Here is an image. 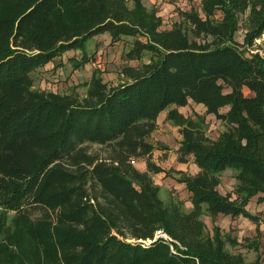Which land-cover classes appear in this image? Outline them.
<instances>
[{
    "label": "trees",
    "instance_id": "obj_1",
    "mask_svg": "<svg viewBox=\"0 0 264 264\" xmlns=\"http://www.w3.org/2000/svg\"><path fill=\"white\" fill-rule=\"evenodd\" d=\"M129 2L0 0V264H264L229 251L237 241L202 218L244 216L261 232L248 205L264 202V58L248 47L264 34V0H199L169 29L156 8ZM105 33L133 38L127 58L141 63L123 68L126 81L96 69L82 99L35 87L33 73ZM190 101L225 124L216 139L204 116L179 111ZM163 111L197 174L154 161L168 149L150 141ZM143 158L146 170L132 162ZM227 169L237 183L224 193ZM161 172L186 184L190 210L163 199ZM160 229L172 239L140 241Z\"/></svg>",
    "mask_w": 264,
    "mask_h": 264
},
{
    "label": "rangeland",
    "instance_id": "obj_2",
    "mask_svg": "<svg viewBox=\"0 0 264 264\" xmlns=\"http://www.w3.org/2000/svg\"><path fill=\"white\" fill-rule=\"evenodd\" d=\"M129 1V5L133 6V0ZM144 3L148 8H156L158 10L159 14L164 19L163 28L167 29L172 28L174 23L181 22L184 19L182 15L184 11H189L193 6L199 7V0H194L192 2L188 0H144ZM237 39L240 42H243L244 35L241 33L238 34ZM132 43L133 38L131 37H125L119 42L112 43L109 33L94 36L87 43L86 51L82 49L68 50L61 58H57L54 63H50L47 67H43L33 73L35 87L64 94H76L82 99L87 95V84L90 82L92 74L96 69L101 71L104 81L108 84L113 85L126 81L123 74V68L126 65L137 67L141 63L139 60H129L127 58V52L131 48ZM85 52L90 55L92 59L91 62L85 67L75 69L73 64L74 61L71 60V57L81 59ZM149 59L150 53H147L142 61L147 62ZM245 93L249 95L247 90ZM221 111H226V108H223ZM182 113L187 116H194V114L204 116L208 124L207 134L212 139H216L220 133L226 129L225 124L221 120H218L213 114H207L205 108H202L200 105L184 107L182 108ZM180 139H182V135H180L179 131L177 132L176 129L162 128L160 130L159 128V131L151 135L150 141L159 147L161 144H165L162 142L164 140L170 145L168 146L165 144L171 151H168L167 154L164 153L163 156L159 155L158 157L156 156V158L154 157V161L158 165L166 167L165 169L167 170L168 168H174L178 161L177 155L175 154V148L178 143H180ZM89 150L92 152H98L101 155H106L107 153V150L104 147L97 144H91ZM140 162L141 160H137L135 164L139 169L142 164ZM188 168H191L190 163H188ZM156 177L161 180H158L160 183L164 182L165 184L164 180L167 178L165 173L157 175ZM159 182L156 181V183ZM236 183L237 181L234 178V171L232 169H227L223 174L220 190L224 193L233 191ZM175 192L176 189L168 188L167 190L162 191V197L166 202H169L171 198L179 200L180 198L174 195ZM182 201L185 202V199ZM248 209L252 213L260 216V233L257 232L256 223L244 216L233 217L231 215L222 214L225 218L220 220L216 218L218 215L215 218H212L203 213L202 218L208 225L211 233H213V227L218 225L221 227L223 234L230 235V237L237 241L236 245L230 242L227 243V249L229 251L233 253H242L247 261H253L258 255H260L264 262V202L260 203L257 201V197H254L252 202L248 205ZM253 243H257L259 248L255 249L254 246H252Z\"/></svg>",
    "mask_w": 264,
    "mask_h": 264
},
{
    "label": "crops",
    "instance_id": "obj_3",
    "mask_svg": "<svg viewBox=\"0 0 264 264\" xmlns=\"http://www.w3.org/2000/svg\"><path fill=\"white\" fill-rule=\"evenodd\" d=\"M197 106V105H200L202 108H205V110H206V107L204 106V105H202V104H196V103H194V102H189V104L187 105V106H185V108L186 107H189V106ZM182 108H184V107H179L178 109H179V111L180 112H182ZM167 115H168V112L167 111H163L160 115H159V117H158V124H159V127H158V129L154 132V133H156L157 131H159V128H160V130L162 129V128H174V129H176L177 130V132L179 131V134L181 135V133H180V128L178 127V126H174L172 123H170L168 120H167ZM153 133V134H154ZM152 134V135H153ZM181 140V139H180ZM163 143H165V144H167V142L166 141H162ZM168 145V144H167ZM168 146H170V145H168ZM179 147H180V143H178V145H177V147L175 148V154L177 155V158H178V149H179ZM170 149V148H169ZM160 150V149H156L155 151H154V154H153V159H154V157L156 158V156L158 157L159 155H161V156H163V154L165 153V154H167V152L168 151H171V150ZM171 153V152H170ZM169 153V154H170ZM176 158V159H177ZM139 160H141V162L140 163H142L141 164V170H146L147 169V160L145 159V158H143V159H139ZM156 160H158V159H156ZM188 163H190V166H191V168L189 169L188 168ZM162 166V165H161ZM163 168H166V167H164V166H162ZM174 168L175 169H177V170H183V171H185L186 173H188V174H191V175H195V174H197L199 171H200V169H199V167L194 163V160H193V158L191 157L190 158V160H189V162H187V163H182V162H180L179 160L177 161V165L176 166H174ZM168 169H170V168H168ZM190 170V171H189ZM163 173H165V172H163ZM162 172L161 173H158V174H154L155 175V177H154V179L157 181V182H159V181H161V180H159V179H157V175H160V174H163ZM165 175H166V173H165ZM222 179H223V177H222ZM159 180V181H158ZM165 181V184H164V182H159L158 184L159 185H161V187H162V191H165V190H167L168 188L169 189H172V188H174V189H176V192L174 193V195L175 196H177L178 198H180V199H185V206H186V209L187 210H190L192 207H193V204H192V201H191V193L188 191V189H187V187H186V184L185 183H181V182H179V181H177V179H176V177H172V176H167V178L164 180ZM221 187V186H220ZM161 191V192H162ZM217 219H224L225 217H223L222 216V214H219L217 217H216Z\"/></svg>",
    "mask_w": 264,
    "mask_h": 264
},
{
    "label": "built area",
    "instance_id": "obj_4",
    "mask_svg": "<svg viewBox=\"0 0 264 264\" xmlns=\"http://www.w3.org/2000/svg\"><path fill=\"white\" fill-rule=\"evenodd\" d=\"M250 52L253 53H259L261 55V57L264 58V34L261 38L256 39L255 43L248 47ZM134 164L136 163V161H132ZM158 238H164L166 240H171L172 238L163 230L160 229L156 232V236L154 239H148V240H143V242L145 244H150L152 243L154 240L158 239Z\"/></svg>",
    "mask_w": 264,
    "mask_h": 264
},
{
    "label": "water",
    "instance_id": "obj_5",
    "mask_svg": "<svg viewBox=\"0 0 264 264\" xmlns=\"http://www.w3.org/2000/svg\"><path fill=\"white\" fill-rule=\"evenodd\" d=\"M140 241H143V240H140Z\"/></svg>",
    "mask_w": 264,
    "mask_h": 264
}]
</instances>
